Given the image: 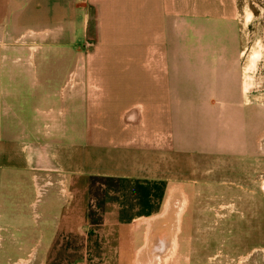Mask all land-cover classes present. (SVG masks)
I'll list each match as a JSON object with an SVG mask.
<instances>
[{
    "label": "crops",
    "instance_id": "obj_1",
    "mask_svg": "<svg viewBox=\"0 0 264 264\" xmlns=\"http://www.w3.org/2000/svg\"><path fill=\"white\" fill-rule=\"evenodd\" d=\"M4 3L0 42L70 71H0L46 105L22 120L24 147H0L3 264H146L151 235L184 234L192 203L264 173V0Z\"/></svg>",
    "mask_w": 264,
    "mask_h": 264
},
{
    "label": "rangeland",
    "instance_id": "obj_2",
    "mask_svg": "<svg viewBox=\"0 0 264 264\" xmlns=\"http://www.w3.org/2000/svg\"><path fill=\"white\" fill-rule=\"evenodd\" d=\"M6 1L4 0V13ZM4 24L3 29H6L7 21ZM25 45L23 39L11 44L0 42V71H70V60H67L61 68L58 67L59 62L56 59L48 61V66H43L42 53L36 52L38 45H28L24 53ZM34 52L36 53L31 58ZM22 78L17 79L15 83L10 81L11 84L6 87L0 85V104H2L0 106V147H7L10 143L15 144L13 145L15 147L19 146V149L24 147L27 141L24 140L25 126L22 120L27 121L36 114L40 116L39 110L46 109V105H43L37 98L38 95H35L36 86L34 91L32 82L27 81L28 78H25L26 81ZM0 80L9 84L7 76L0 75ZM61 85L59 80L58 87L52 89L53 96L57 95ZM14 90H16L15 95H13ZM8 91L12 92L11 96L4 97V95L7 96ZM32 93L35 94L32 95ZM31 95L32 98H30ZM24 99H31V102L36 104L29 105L28 108L15 107ZM6 100H9L11 108L6 107ZM58 108L63 107L61 105ZM16 157L23 162L22 156ZM1 163H5L4 159ZM259 173L256 174L254 186L224 188L223 201L219 199L222 202L205 203L203 201H210L212 198L202 197L198 199L199 202L192 203L191 212L186 214L182 225L186 228L184 234L180 236L151 235L150 245L146 250L149 254L146 264H264V173L261 175ZM11 174L8 168L1 167L0 183L10 180ZM23 192L20 188L16 189L15 198L22 197ZM179 206L181 205H176L177 211ZM169 222L170 224L166 219L162 221L166 227H173L174 222L175 226H181L179 220L172 219ZM37 254L33 252L26 257L24 253L16 251L10 255L13 261L19 256L26 257L25 260L14 264H36ZM0 264H3L1 257Z\"/></svg>",
    "mask_w": 264,
    "mask_h": 264
}]
</instances>
